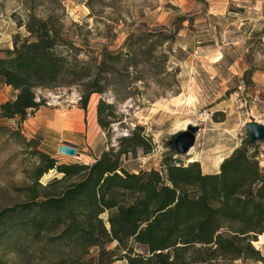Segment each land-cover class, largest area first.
I'll return each instance as SVG.
<instances>
[{
	"label": "rangeland",
	"instance_id": "374dc122",
	"mask_svg": "<svg viewBox=\"0 0 264 264\" xmlns=\"http://www.w3.org/2000/svg\"><path fill=\"white\" fill-rule=\"evenodd\" d=\"M32 18L59 29L65 45L57 49L85 62L90 80L101 72L95 78L102 92H91L81 109L80 83L35 87L37 100H44L40 111L29 110L24 120L0 116V210L25 200L30 187H39L33 183L35 144L29 141L34 136L41 137L39 148L58 162L87 163L85 156L57 153L63 138L74 140L82 133L89 155L88 144L99 136L104 149L115 151L119 136L140 125L152 149L144 153L134 148L120 156V164L133 172L162 171L160 160L170 152L171 135L195 125L194 142L187 153L176 154L177 161L196 160L202 173H214L247 136V122L264 125V0H0V56L12 49L15 34L27 37ZM13 97L12 88L0 83V102ZM100 99L111 105L113 114L103 129L96 123ZM108 110L104 107L103 114ZM54 117L68 122V129L55 131L40 123ZM253 144L263 165L264 140ZM52 177L60 174L50 170L38 181L46 185ZM256 237L251 244L260 259L217 258L197 264H264V232ZM41 246L23 232L0 243V256L7 264H54L79 253Z\"/></svg>",
	"mask_w": 264,
	"mask_h": 264
},
{
	"label": "trees",
	"instance_id": "16d2710c",
	"mask_svg": "<svg viewBox=\"0 0 264 264\" xmlns=\"http://www.w3.org/2000/svg\"><path fill=\"white\" fill-rule=\"evenodd\" d=\"M27 37L15 34L12 49L0 56V83L13 90V98L0 102V116L24 120L29 110L44 105L35 87L80 83L84 90L78 106L84 109L91 92H102L98 72L90 80L83 61L58 50L63 35L48 20L32 18ZM109 59H114L113 56ZM109 108L106 114L103 110ZM96 123L110 124L111 105L97 102ZM135 125L119 136V147L99 150L90 163L64 162L39 148L33 183L23 201L0 210V243L23 232L41 248L53 245L78 250L54 264H197L217 258L260 259L251 242L264 232V164L247 136L219 162L214 173H202L198 161L183 164L171 147L155 168L128 171L120 156L139 148L149 153L153 144ZM264 163V162H263ZM54 170L46 185L39 178ZM74 178V180H71ZM65 182L56 190L57 185ZM114 242L113 247H108ZM137 247L143 252L136 251ZM85 256V257H84ZM0 264H7L0 256ZM229 264V263H227Z\"/></svg>",
	"mask_w": 264,
	"mask_h": 264
},
{
	"label": "water",
	"instance_id": "95a60500",
	"mask_svg": "<svg viewBox=\"0 0 264 264\" xmlns=\"http://www.w3.org/2000/svg\"><path fill=\"white\" fill-rule=\"evenodd\" d=\"M195 129V125H186L183 130L171 135V139L167 142L168 146L175 150L177 154L187 153L189 151L188 149L194 142ZM245 132L247 133L248 142L251 144H253L255 141L264 140V125L256 121L247 122L245 124ZM57 153L71 157L74 155H80V153L75 150V146L67 142H61L58 145Z\"/></svg>",
	"mask_w": 264,
	"mask_h": 264
},
{
	"label": "crops",
	"instance_id": "0c3cea01",
	"mask_svg": "<svg viewBox=\"0 0 264 264\" xmlns=\"http://www.w3.org/2000/svg\"><path fill=\"white\" fill-rule=\"evenodd\" d=\"M6 99H8V98H5L4 100H6ZM38 111H40V110L38 109ZM43 122H44L45 126L53 128L55 131L62 130V129H68L67 126H70V125H68V122L64 121L61 117H58V118L54 117V119H52V120H45V121L41 119L40 123L42 124ZM65 124H67V126H65ZM35 132L36 131L33 130L30 133L32 134V133H35ZM83 136L84 135H82V133H81V137L80 138H76L74 140L67 139V138H63V139H64L65 142L70 143L73 146H75V150L77 152L78 151L81 152L80 153L81 157L82 156L87 157L89 160H87L86 162L90 163V162L95 160V158L99 154L98 152H99L100 148H102L104 146V143H103L104 142V138L96 136L95 139L93 141H91V144L90 145L88 144V146L90 148V153L88 155V154L85 153V151H86V149L88 147H86L87 146L86 143H85L86 140H85V138H83Z\"/></svg>",
	"mask_w": 264,
	"mask_h": 264
},
{
	"label": "built area",
	"instance_id": "2783aa9c",
	"mask_svg": "<svg viewBox=\"0 0 264 264\" xmlns=\"http://www.w3.org/2000/svg\"><path fill=\"white\" fill-rule=\"evenodd\" d=\"M74 156H76L78 159H79V157H80V155H74Z\"/></svg>",
	"mask_w": 264,
	"mask_h": 264
},
{
	"label": "bare ground",
	"instance_id": "6f19581e",
	"mask_svg": "<svg viewBox=\"0 0 264 264\" xmlns=\"http://www.w3.org/2000/svg\"><path fill=\"white\" fill-rule=\"evenodd\" d=\"M189 150V149H188ZM81 156V155H80Z\"/></svg>",
	"mask_w": 264,
	"mask_h": 264
}]
</instances>
